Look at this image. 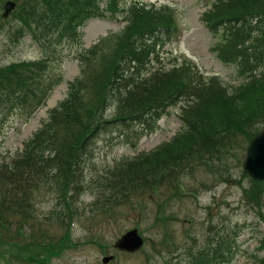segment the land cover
Wrapping results in <instances>:
<instances>
[{"label": "rangeland", "instance_id": "rangeland-1", "mask_svg": "<svg viewBox=\"0 0 264 264\" xmlns=\"http://www.w3.org/2000/svg\"><path fill=\"white\" fill-rule=\"evenodd\" d=\"M7 1L0 0V67L33 62L38 73L40 68L28 98L35 108L46 82L57 84L33 115L24 104L0 121V264H188L190 255L233 230L239 236L238 252L224 264H257L264 235V181L243 168L253 126L227 137L223 149L192 156L147 188L122 196L107 182L123 159L154 150L183 125L180 104L143 124L133 120L134 109H124L123 89L108 91L105 74L114 64L133 5L164 8L163 15L171 13L176 20L177 36L156 45L158 53L150 55L152 70L189 63L206 78L217 76L228 87L223 94L230 95V85L244 79L234 63L219 57L220 34L202 19L215 0H127L117 13L89 19L78 37L71 29L63 37L50 36L36 23L37 30L24 26L19 33L20 10L44 7L43 2L12 0L16 6L4 17ZM94 45L96 50L88 53ZM79 78L85 81L73 114L81 119L59 121L43 134L61 154L68 144L93 133L76 151L68 177L57 179L65 185L61 190L46 165L40 170L37 162L19 160L25 142L51 119L50 109L68 97L70 83ZM133 228L145 245L135 251L116 247Z\"/></svg>", "mask_w": 264, "mask_h": 264}, {"label": "trees", "instance_id": "trees-1", "mask_svg": "<svg viewBox=\"0 0 264 264\" xmlns=\"http://www.w3.org/2000/svg\"><path fill=\"white\" fill-rule=\"evenodd\" d=\"M72 1L42 0L44 7L21 9L19 18L22 28L17 29L18 32L24 31L25 27L37 30L44 25L43 29L50 36L61 33L63 37L71 29L78 37L81 35L78 29L90 18L115 14L127 0ZM163 13L164 8L133 5L128 25L119 35L116 58L105 74V83L109 82L108 91L123 89L124 109L128 105V109L135 110L133 120H142L143 124L150 119L157 120L168 108L180 104L183 125L169 141L150 152L125 158L118 164L114 177H109L107 182L122 196L168 177L182 163L205 149L211 152L223 149L229 141L227 137L234 132L249 130L253 126L250 134L254 137L264 126V60L261 57L264 54V0H215L212 8L203 13L202 19L207 26L220 34L216 46L219 57L234 63L244 79L240 84L230 85V95L223 94L228 87L217 76L206 78L189 63L152 70L150 55L158 53L156 45L165 44L177 34L173 14ZM97 47L94 45L88 53L92 54ZM248 47L249 53L246 51ZM32 63L16 65L17 68L10 65L0 67V121L15 110L20 111L24 104L31 115L46 104L57 81L49 79L46 82L36 108L33 107L32 100L28 101V98L33 95L42 74L40 68L38 73ZM87 69H83L84 74ZM84 81L79 78L70 83L68 97L50 109L51 119L25 142L19 160L28 164L37 162L40 170L47 167L51 179L56 180V188L61 190L65 185H60L57 179L68 177L72 161L74 163L77 157L76 151L84 148V143L93 133L89 132L83 142L78 139L68 144L61 154L56 153L50 144V137L43 134L44 130L50 132L59 121L81 119L79 115L74 116L73 111ZM88 128L86 126L85 130ZM53 158L55 163H51ZM235 233V230L227 231L216 241L208 243L190 255L188 264L233 261L238 252L239 236H234ZM258 249L262 255L258 257L257 264H264V235Z\"/></svg>", "mask_w": 264, "mask_h": 264}, {"label": "water", "instance_id": "water-1", "mask_svg": "<svg viewBox=\"0 0 264 264\" xmlns=\"http://www.w3.org/2000/svg\"><path fill=\"white\" fill-rule=\"evenodd\" d=\"M14 7L15 3L8 1L4 16H7ZM243 168L254 180L264 181V129L251 139L247 147V155L243 163ZM142 245L143 238L138 235L137 229L128 231L116 242V247L128 251L138 250Z\"/></svg>", "mask_w": 264, "mask_h": 264}]
</instances>
